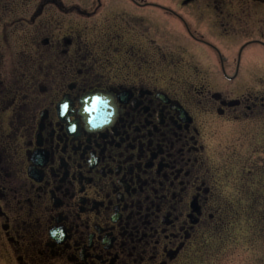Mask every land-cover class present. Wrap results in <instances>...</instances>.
I'll list each match as a JSON object with an SVG mask.
<instances>
[{"label":"flooded vegetation","instance_id":"af4514ba","mask_svg":"<svg viewBox=\"0 0 264 264\" xmlns=\"http://www.w3.org/2000/svg\"><path fill=\"white\" fill-rule=\"evenodd\" d=\"M57 10L0 0V250L15 264H188L233 210L209 123L264 118V84L248 81L264 68V0L163 9L205 68L120 28L87 39Z\"/></svg>","mask_w":264,"mask_h":264},{"label":"rangeland","instance_id":"374dc122","mask_svg":"<svg viewBox=\"0 0 264 264\" xmlns=\"http://www.w3.org/2000/svg\"><path fill=\"white\" fill-rule=\"evenodd\" d=\"M58 1L60 10L56 12L61 15L63 25L74 21L80 28L87 26L93 30L86 34L87 39L95 38L93 34L105 36L110 28H120L129 43L137 40L145 44V39L153 38L161 51L173 54V61H189L205 68L206 55L199 49L187 46V52L184 49L179 52L177 45L182 46L183 42L178 33L173 32V21L163 10L177 8L180 0ZM132 1L148 7L138 8ZM152 6L160 9L151 10ZM46 7L53 13L50 2ZM206 14H210L209 10ZM142 32L144 35H140ZM166 68L164 63L161 64V75H168ZM254 68L256 73L248 81L256 87L264 84V68L257 65ZM185 79L196 86L200 82L197 78ZM205 84L214 88L225 86L218 78L206 80ZM214 123H209L212 156L225 169V195L232 201L230 207L233 210L227 229L207 240L205 249L197 252L188 264H264V118L251 122ZM0 264H15L8 251L0 250Z\"/></svg>","mask_w":264,"mask_h":264},{"label":"snow or ice","instance_id":"6c2138e0","mask_svg":"<svg viewBox=\"0 0 264 264\" xmlns=\"http://www.w3.org/2000/svg\"><path fill=\"white\" fill-rule=\"evenodd\" d=\"M96 101H97V102H100V101H101V98H100V97H97V98H96Z\"/></svg>","mask_w":264,"mask_h":264}]
</instances>
